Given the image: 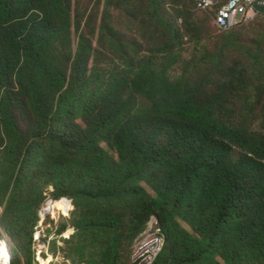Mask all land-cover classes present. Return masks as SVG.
<instances>
[{"label":"trees","instance_id":"16d2710c","mask_svg":"<svg viewBox=\"0 0 264 264\" xmlns=\"http://www.w3.org/2000/svg\"><path fill=\"white\" fill-rule=\"evenodd\" d=\"M198 2H183L184 12L216 18L226 0L212 10ZM74 3L0 0L1 226L20 251L30 248L52 186L59 210L71 208L70 200L75 207L72 251L82 264H128L153 216L164 239L156 264H264V135L228 118L230 97L244 88L240 75L225 76L223 59L236 44L233 31L248 23L217 27L226 33L220 53H204L173 77L186 34L177 27L183 17L168 19L167 0H150L148 20L165 30V40L149 55L136 42L116 40L113 69L94 66L97 49L79 35ZM254 59L247 87L254 77L264 86V57ZM203 63L221 80L213 94L205 72H196ZM15 86L34 117L29 135Z\"/></svg>","mask_w":264,"mask_h":264},{"label":"rangeland","instance_id":"374dc122","mask_svg":"<svg viewBox=\"0 0 264 264\" xmlns=\"http://www.w3.org/2000/svg\"><path fill=\"white\" fill-rule=\"evenodd\" d=\"M167 1L169 2L167 6L168 19L183 17V22L179 21L177 27L183 26L186 34L185 45L182 49L179 48L182 60L178 66L171 70L172 76L176 77L182 75L185 65L191 60H204V53L219 54L224 41H226V33L218 30L215 25L213 12H196V14L192 13V16L188 11L184 12L186 8L183 6V2L186 3V0ZM194 1L197 2V0ZM108 2L109 0H75L74 3L76 12L82 20V30L79 35L82 32L86 33L93 40L97 49L96 56L93 58L94 66L113 69L111 60H119V55L116 54L114 49L116 40L136 42L137 46L141 48L143 55H149L147 52L150 49L157 48L159 46L158 43L165 40V30L155 31L148 24L149 15L152 11L149 10L150 0H114L112 6H108ZM182 13L184 14L181 16ZM242 14L243 10H241L239 18H241ZM105 20L113 28V30L109 31L112 35V47L104 39L102 25ZM231 39L236 44L223 53V59L228 68L225 76L235 79L236 74L240 75L242 77L240 81L243 82L241 86H243L244 90H241L236 96L230 97V107L233 110L228 115V118L237 124H243L247 129L250 128L254 133L259 132L264 135V86L259 82L260 77H254L251 80L252 86L247 87L248 80L253 73L254 56L260 53L264 57V16L257 18L251 23L237 27L233 31ZM163 62L164 60L160 59V65ZM205 66L206 63L197 65L196 67L199 70L196 72L203 74L205 70L202 67L205 68ZM213 67L214 65L209 66V71L205 72L210 81L206 90L211 94L220 89L219 84L221 82L220 79L217 81L216 77L219 76L218 73L214 74ZM232 81L237 83L238 80ZM14 91L16 92L14 100L19 123L23 131L29 135L34 127V117L32 112L27 110L25 100L19 99L17 94L19 90L16 86ZM79 124L85 125L84 122H79ZM104 148L116 157V153L108 146L104 145ZM146 188L148 192L152 193L148 187ZM52 189L54 191V188L49 186V189L45 191V196L48 197L46 204L51 202L49 200L55 199L51 195L53 193ZM61 200L57 204H60ZM71 205L72 207L68 210L64 211L63 209L62 214L59 210L60 207L55 204L56 212L54 216L48 213L44 217V221L42 218L40 219L38 214V220L32 229L31 247L24 251L18 249L16 241L8 235L0 224V239L4 240L8 245L11 264H29V258L31 259L30 264H40L37 259V251L42 252L41 260L45 264H82L77 254L72 251L77 240L72 238L75 232V228L72 226L75 209L72 201ZM2 211L3 207L0 209V217ZM40 222L42 223L40 224ZM63 225H66V228L60 231ZM35 237L39 238V240L35 241ZM136 239V243L130 248L128 264L131 263L134 247H136L139 237ZM22 242H25V237H22Z\"/></svg>","mask_w":264,"mask_h":264},{"label":"built area","instance_id":"2783aa9c","mask_svg":"<svg viewBox=\"0 0 264 264\" xmlns=\"http://www.w3.org/2000/svg\"><path fill=\"white\" fill-rule=\"evenodd\" d=\"M221 1L222 0H199L197 6L201 10H212L215 9ZM241 10H243V14L241 18H239ZM262 10H264V0H226L218 9L215 24L220 30L229 31L241 23L254 21L261 14ZM47 189H49V187ZM48 205L49 204L45 203L39 211V216L43 221L44 217L48 213H51L48 209ZM34 240L38 241L39 238L37 239L35 237ZM163 242L164 239L158 226V221L155 217H151L147 224V228L140 235L131 263L156 264L158 256L163 248ZM41 253V251H38V261L39 257H41Z\"/></svg>","mask_w":264,"mask_h":264},{"label":"bare ground","instance_id":"6f19581e","mask_svg":"<svg viewBox=\"0 0 264 264\" xmlns=\"http://www.w3.org/2000/svg\"><path fill=\"white\" fill-rule=\"evenodd\" d=\"M65 200V199H63ZM62 201V200H61ZM54 201L52 200L49 205H48V209L50 210L51 214L54 216L55 212H56V209H55V204L53 203ZM72 207V206H71ZM63 211V209H61ZM60 210V211H61ZM71 210V209H70ZM58 211V210H57ZM61 211V212H62ZM58 213V212H57ZM63 214V212H62ZM41 219V218H40ZM41 224V223H40ZM44 224V222H43ZM4 240H1L0 239V264H11V255H10V252L8 250V247H7V243L4 241ZM41 248V247H40ZM38 252V251H37ZM40 264H45L43 263L42 260H39L38 261Z\"/></svg>","mask_w":264,"mask_h":264},{"label":"water","instance_id":"95a60500","mask_svg":"<svg viewBox=\"0 0 264 264\" xmlns=\"http://www.w3.org/2000/svg\"><path fill=\"white\" fill-rule=\"evenodd\" d=\"M51 200H49V202H50Z\"/></svg>","mask_w":264,"mask_h":264}]
</instances>
